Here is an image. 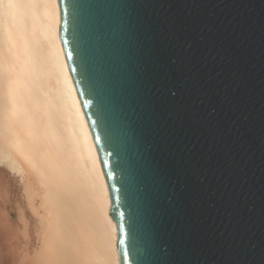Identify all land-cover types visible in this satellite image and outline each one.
<instances>
[{
	"label": "water",
	"instance_id": "95a60500",
	"mask_svg": "<svg viewBox=\"0 0 264 264\" xmlns=\"http://www.w3.org/2000/svg\"><path fill=\"white\" fill-rule=\"evenodd\" d=\"M57 1L119 264H264V0Z\"/></svg>",
	"mask_w": 264,
	"mask_h": 264
},
{
	"label": "bare ground",
	"instance_id": "6f19581e",
	"mask_svg": "<svg viewBox=\"0 0 264 264\" xmlns=\"http://www.w3.org/2000/svg\"><path fill=\"white\" fill-rule=\"evenodd\" d=\"M57 0H0V264H119Z\"/></svg>",
	"mask_w": 264,
	"mask_h": 264
},
{
	"label": "snow or ice",
	"instance_id": "6c2138e0",
	"mask_svg": "<svg viewBox=\"0 0 264 264\" xmlns=\"http://www.w3.org/2000/svg\"><path fill=\"white\" fill-rule=\"evenodd\" d=\"M68 58H71V53L68 54ZM71 71H75V69H72ZM91 101H86L85 102V106H87V104H90ZM100 137H96V140L99 141ZM105 166H106V162H105ZM111 173L108 174L109 178H111ZM115 191H119V189H114Z\"/></svg>",
	"mask_w": 264,
	"mask_h": 264
}]
</instances>
